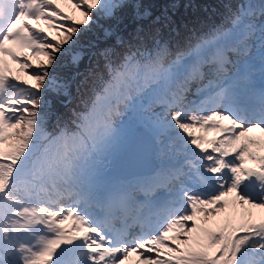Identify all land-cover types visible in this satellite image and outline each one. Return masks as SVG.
I'll list each match as a JSON object with an SVG mask.
<instances>
[{
  "label": "snow or ice",
  "instance_id": "snow-or-ice-1",
  "mask_svg": "<svg viewBox=\"0 0 264 264\" xmlns=\"http://www.w3.org/2000/svg\"><path fill=\"white\" fill-rule=\"evenodd\" d=\"M66 2L79 19L62 15L58 0H0V264H125L133 256L136 264H264V216L252 219L253 209L264 211V83L257 89L250 74L240 73L218 83L232 63L228 53H246L257 28L264 73V0L239 5L228 17L230 27H215L174 55L158 45L153 52L129 49L113 62L105 50L107 79L93 85L90 104L75 114L72 129L47 135L43 93L64 87L49 71L57 54L94 22L93 13L114 18L127 6L126 0ZM52 17L72 21L60 24L63 32L52 41L26 23L43 19L53 27ZM6 41L43 59L33 68ZM4 56L19 63L28 79L12 75ZM206 75L212 79L198 89V103L188 101L187 85ZM157 89L167 94L157 127L195 160L187 161V171L177 167L167 174L169 182H180L179 199L125 215L117 229L107 209L113 202L127 204V194L97 196L86 170L111 144L120 106ZM193 174L202 190L182 182ZM159 186L154 181L145 190ZM218 214L224 219L216 229L204 226Z\"/></svg>",
  "mask_w": 264,
  "mask_h": 264
},
{
  "label": "trees",
  "instance_id": "trees-1",
  "mask_svg": "<svg viewBox=\"0 0 264 264\" xmlns=\"http://www.w3.org/2000/svg\"><path fill=\"white\" fill-rule=\"evenodd\" d=\"M249 1L126 0L127 6L119 9L114 18L93 13L94 22L82 29L75 43L64 46L49 69L64 87L59 92L43 93L45 132L55 135L60 128L72 124L76 113L84 111L80 109L89 104L93 85H98L101 78L107 79L102 55L105 50L112 53L113 62H119L129 49L153 52L158 45L174 55L195 37L221 25L230 27L228 17ZM70 10L80 18L78 11L73 7ZM143 11L147 15L139 16ZM62 32L58 27L54 33L60 36ZM74 55L79 57L77 62H73Z\"/></svg>",
  "mask_w": 264,
  "mask_h": 264
},
{
  "label": "rangeland",
  "instance_id": "rangeland-1",
  "mask_svg": "<svg viewBox=\"0 0 264 264\" xmlns=\"http://www.w3.org/2000/svg\"><path fill=\"white\" fill-rule=\"evenodd\" d=\"M251 3L259 5L260 0H253ZM68 7L72 8L71 4ZM145 15H147L146 11H143V12H141L139 14V16H145ZM73 18L74 19H78L77 16H73ZM60 21H61V19L59 17H52V23L54 25L53 27H48L47 23L43 19H41L39 21L28 20L26 22L29 25H31L33 29H36V28L43 29V35L47 36L48 39L53 40L54 37H58V35L54 33L55 30L57 29L56 26H58L60 24H63V22H60ZM259 21L260 20H258L256 22L257 25L259 24ZM39 24H41L42 26H40ZM258 37H259V30L257 28L255 34L248 38V46H247V51L246 52H248L250 50H259V49H261V41L258 39ZM26 56L28 58V62L32 65V67L37 64L38 60H42L43 59V57L41 55H39V54L36 55L35 57H33L32 54H28ZM6 65H7L8 68L12 69L10 67V65H8V64H6ZM19 68H20V66H19ZM12 70H11V74L12 75L19 76L21 80H25L24 79V73L25 72H21V71L17 72V71H15L16 73H18V74H16V73L13 72L14 70L13 71ZM26 79H27V77H26ZM57 82L60 83V81H57ZM170 87H172L174 89L175 88V84L171 85ZM166 95L167 94L164 93L162 90H156L155 93H148L147 95H140V96L135 97L133 102H131V104L128 107H124V105H121L120 106V114L113 116V119H112L113 126L117 129V127H119L117 124L120 121H123L126 118V116H129V114L131 112V109H135L134 111L140 114V115H138L136 120L141 119L142 112H143V115H145V114H147L149 112L155 111L154 113L156 115L158 114V116L160 117L162 115V113L164 112V108H165L164 104L162 103V99L165 98ZM184 95H186V92L184 93ZM157 100H158V102H157ZM160 133H161V131L157 132V139H158L159 142L164 140L160 136ZM153 134L156 137V130H154ZM118 143L119 142H117V141L115 142L116 147H117ZM165 145H166V143H165ZM165 149H166V147L162 148V150L160 151V155H162V152ZM165 175H166V170H162L160 172V176L158 177V179L160 181H163L165 179L164 178ZM152 182H153V180L150 179L149 180V185H151ZM112 183L114 184V181H112ZM115 187H117V186H115ZM253 214H254L253 216H255V217H260V216H262L264 214V211L260 210L259 212L253 213ZM218 215H220V216L217 219L215 218L214 222H210V223H208V224H206L204 226L208 227V228H211V229H214V227H218V223L224 219L223 214H218ZM237 219H239V217H237ZM252 219H254V218H252ZM197 222L199 223L200 221L198 220ZM179 235H180L181 239H186L187 238V236L183 232H180ZM171 244H172V246H176L174 243H171ZM163 258H166V257H163ZM133 259H134V257H131V259H129L128 264L129 263L133 264L135 262Z\"/></svg>",
  "mask_w": 264,
  "mask_h": 264
}]
</instances>
